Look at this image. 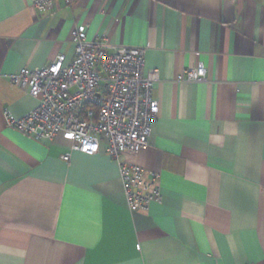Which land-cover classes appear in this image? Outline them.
Masks as SVG:
<instances>
[{
    "label": "crops",
    "instance_id": "1",
    "mask_svg": "<svg viewBox=\"0 0 264 264\" xmlns=\"http://www.w3.org/2000/svg\"><path fill=\"white\" fill-rule=\"evenodd\" d=\"M79 26L159 74L149 145L126 159L160 175L146 213L104 137L88 156L8 126L38 106L11 76L70 63ZM200 63L206 81L178 82ZM0 264H264V0H0Z\"/></svg>",
    "mask_w": 264,
    "mask_h": 264
},
{
    "label": "built area",
    "instance_id": "2",
    "mask_svg": "<svg viewBox=\"0 0 264 264\" xmlns=\"http://www.w3.org/2000/svg\"><path fill=\"white\" fill-rule=\"evenodd\" d=\"M57 1L33 0V6L45 12ZM72 42L75 57L70 63L62 55L49 66L25 68L11 76V82L27 89L38 106L21 119L7 113L8 126L36 141L63 135L71 142V151L88 156L98 153L104 137L109 156L118 164L129 211L146 213L162 201L160 175L126 159H136L149 145L159 114L153 99L159 74L146 70L144 49L115 47L103 37L89 40L86 26L72 31ZM206 79L203 63L178 76L179 83ZM63 160L69 161L70 154Z\"/></svg>",
    "mask_w": 264,
    "mask_h": 264
}]
</instances>
